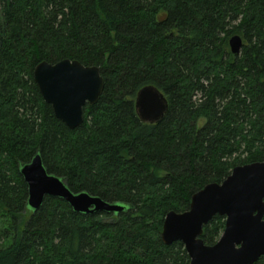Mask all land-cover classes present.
<instances>
[{"label":"trees","instance_id":"trees-1","mask_svg":"<svg viewBox=\"0 0 264 264\" xmlns=\"http://www.w3.org/2000/svg\"><path fill=\"white\" fill-rule=\"evenodd\" d=\"M66 58L104 79L75 129L34 79ZM150 84L169 102L154 123L135 102ZM37 154L72 191L126 208L83 213L46 196L32 209L20 168ZM263 160L264 0H0V264H190L161 238L167 213ZM224 228L216 215L202 239Z\"/></svg>","mask_w":264,"mask_h":264},{"label":"water","instance_id":"water-1","mask_svg":"<svg viewBox=\"0 0 264 264\" xmlns=\"http://www.w3.org/2000/svg\"><path fill=\"white\" fill-rule=\"evenodd\" d=\"M242 46L240 35L230 38L233 53H240ZM34 79L56 117L71 129L83 124L85 106L96 103L104 89L100 67L76 59L44 60L35 67ZM135 102L143 122H158L168 111V99L155 85L142 87ZM20 172L28 185V204L34 210L46 196L63 198L83 213H119L126 208L86 191H72L63 179L47 171L40 154ZM216 215L225 217V228L219 240L209 245L202 239L204 225ZM161 238L166 244L181 241L190 264H254L264 255V160L235 166L222 182L208 183L195 192L188 210L168 212Z\"/></svg>","mask_w":264,"mask_h":264}]
</instances>
